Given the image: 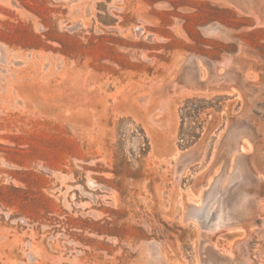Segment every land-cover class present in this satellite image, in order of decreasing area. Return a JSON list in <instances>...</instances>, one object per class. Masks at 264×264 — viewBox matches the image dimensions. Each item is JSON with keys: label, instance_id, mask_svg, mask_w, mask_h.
<instances>
[{"label": "rangeland", "instance_id": "obj_1", "mask_svg": "<svg viewBox=\"0 0 264 264\" xmlns=\"http://www.w3.org/2000/svg\"><path fill=\"white\" fill-rule=\"evenodd\" d=\"M0 264H264V0H0Z\"/></svg>", "mask_w": 264, "mask_h": 264}]
</instances>
